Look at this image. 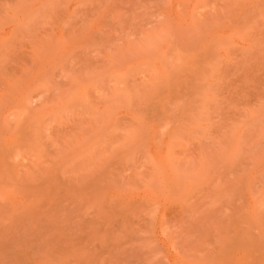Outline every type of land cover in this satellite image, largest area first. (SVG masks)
<instances>
[{
	"label": "rangeland",
	"instance_id": "obj_1",
	"mask_svg": "<svg viewBox=\"0 0 264 264\" xmlns=\"http://www.w3.org/2000/svg\"><path fill=\"white\" fill-rule=\"evenodd\" d=\"M0 264H264V0H0Z\"/></svg>",
	"mask_w": 264,
	"mask_h": 264
}]
</instances>
